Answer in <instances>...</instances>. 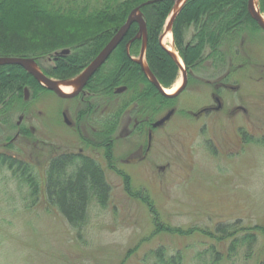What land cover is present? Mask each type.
<instances>
[{"label": "rangeland", "instance_id": "374dc122", "mask_svg": "<svg viewBox=\"0 0 264 264\" xmlns=\"http://www.w3.org/2000/svg\"><path fill=\"white\" fill-rule=\"evenodd\" d=\"M173 44L177 51L174 37ZM247 44L252 53L248 66L239 68L227 81L229 88L218 91L214 85L221 80L191 77L177 51L188 84L175 97V105L155 121L171 110L173 116L156 128L150 153L144 158L136 152L140 147L146 150L147 136L132 135L131 127H121L110 147L115 167L106 163L104 149L95 146L99 142L92 135L96 127L92 119H87L79 132L65 122L62 111H68L72 121L77 118L74 100L60 99L49 90L32 102L23 126L32 130L34 137L18 140L16 153L20 151L41 177L51 155L83 148L87 154L101 156L112 197L105 208L91 205L89 222L78 235L43 193L38 204L28 207L24 201L28 191L19 189L9 172H0V264H154L150 254L161 246L168 256L180 251L183 264H214L210 254L196 258L212 244L226 254L218 264H232L227 259L229 240L218 242L201 231L211 233L219 223L238 219L251 228H264V32ZM133 60L148 65L140 54ZM53 64L51 59L43 60L46 69L54 70ZM86 68L66 80L77 83ZM179 69L169 88L174 93L183 83V70ZM214 94L220 98L218 102ZM204 107L215 111L195 116ZM19 117L16 115L14 122ZM128 131H132L130 135ZM132 156L135 159L128 164ZM118 171L128 173L133 192L127 190ZM136 194L149 198L157 213L152 214ZM155 215L162 223L160 229ZM258 246L264 248L262 232ZM258 258L246 261L239 255L236 264H257Z\"/></svg>", "mask_w": 264, "mask_h": 264}, {"label": "trees", "instance_id": "16d2710c", "mask_svg": "<svg viewBox=\"0 0 264 264\" xmlns=\"http://www.w3.org/2000/svg\"><path fill=\"white\" fill-rule=\"evenodd\" d=\"M248 1L187 0L174 21L172 32L175 47L191 77L206 76L212 81L222 74L219 80L226 75L229 81L239 68L248 66L252 53L247 50V43L264 32L250 16ZM174 5V0H0V57L32 58L49 77L73 78L92 62L132 11L141 7L148 31V66L159 83L169 89L180 69L161 44L160 37ZM259 8L264 14V0H259ZM138 33V24H133L109 59L112 66L107 79L97 80L99 87L94 88L100 96L109 99L111 114L103 117L97 125L100 129L92 135L113 167L110 143L116 142L120 128L126 125L132 128V135L136 134L142 126H149L175 105V98L161 94L133 60L142 48ZM67 49L68 55L56 54ZM46 59L53 61L54 70L43 66ZM119 86L127 87L122 95L114 93ZM49 92L21 66L0 65V172H9L19 189L28 191L24 195L28 207L38 204L43 193L48 204L80 235L89 222L91 205L105 208L112 197V187L102 165L90 156L57 153L48 159L41 177L20 151L16 153V143L12 142L17 131L21 138L34 137L23 122L20 127L16 126L14 118L27 114L31 103ZM136 123L141 127L134 130ZM244 137L247 139L245 134ZM82 140L90 144V140ZM118 173L123 174L127 190L133 192L130 177L124 171ZM142 200L152 214L157 213L149 198L142 197ZM158 216L154 217L160 229L162 223ZM201 232L218 242L229 240L227 259L232 264H236L239 255L246 261L259 255L257 264H264V248L258 246L259 233L264 234V228H251L238 219L219 223L211 233L205 229ZM207 254L212 256L214 264L226 257L212 244L196 258H205ZM150 255L154 264H183L184 259L180 251L168 256L163 246Z\"/></svg>", "mask_w": 264, "mask_h": 264}, {"label": "water", "instance_id": "95a60500", "mask_svg": "<svg viewBox=\"0 0 264 264\" xmlns=\"http://www.w3.org/2000/svg\"><path fill=\"white\" fill-rule=\"evenodd\" d=\"M258 1V0H257ZM155 2V1H154ZM175 6L174 8L181 2V0H174ZM187 0L184 2V4ZM175 13L172 21H171V29L173 27L174 21L177 15L180 13L182 7ZM248 11L250 16L257 22L261 29L264 30V20L262 17V13L260 12L259 7L256 6L255 0L248 1ZM133 24H138L139 33L137 35L138 39H142V48L140 55L142 59L146 57V49L148 42V31L146 21L144 19L143 13L141 11V7H137L132 13L129 15L127 21L118 29V31L113 35L111 40L107 43V45L102 49V51L98 54V56L87 66L81 76L78 78V82L76 83V89L72 93H65L59 88V83L71 82L69 80L65 81H57L46 76L38 67L37 63L32 58H16V57H0V65H18L24 68L30 75H32L41 85H43L48 90L54 92L58 97L63 99H70L76 97L90 80V78L98 71V69L105 63V61L111 56V54L116 50V48L121 44L126 35L128 34L131 26ZM162 40V35L160 37V41ZM162 44V41H161ZM163 45V44H162ZM163 47L170 53L173 57L172 53L163 45ZM69 50H63L57 55H67L69 54ZM177 65L183 70L181 63L178 60H175ZM142 67L143 71L152 82V84L159 90V92L168 97L175 98L179 96L187 87L188 84V75L187 71L183 70V83L179 87V89L173 93H167V90L159 83L157 78L154 76L149 66L145 65L144 62L136 61ZM73 82V81H72ZM126 90V87H121L117 90L118 93H122ZM26 98L29 97V91L26 90ZM174 114V110L169 111L165 116H163L160 120L156 121L153 125V128H158L166 124L167 121L171 119ZM23 120V117H20V122Z\"/></svg>", "mask_w": 264, "mask_h": 264}, {"label": "flooded vegetation", "instance_id": "af4514ba", "mask_svg": "<svg viewBox=\"0 0 264 264\" xmlns=\"http://www.w3.org/2000/svg\"><path fill=\"white\" fill-rule=\"evenodd\" d=\"M110 57L98 69V71L90 78V80L84 86L83 90L76 97L70 98V99L60 98V99H63V100H74V102H75V108L77 110V118H76V120L72 121L71 119H69L68 116H67L68 111H66V110L65 111H62V116L65 118V122L67 123V125L75 128L78 132L81 130L82 125L85 123V121L87 119L88 120L89 119H92L93 124L96 126L94 128V132H98L97 125L100 124V122L102 121V118L105 117V116H109V114H111V109L109 107V99L100 96L101 93L98 92L97 90H94V88L97 89V87H99V82L97 80H99V79L106 80L107 77H108L109 71H110L111 66H112L111 65L112 64V61L109 60ZM220 80L221 81L219 83H217V84L214 85L215 91H218V90H220L222 88H229V85L230 84H228V82L226 80V75L223 76L222 79H220ZM207 83L208 84H211V81H208ZM91 84H92V86L89 88V85H91ZM121 87H125V86L116 87L115 90H114V93L115 94H118V95H122L127 90V87H126V90L124 92L118 93L117 90L119 88H121ZM92 90H94L95 92L92 91ZM214 96H215L214 97L215 100L218 102L220 100V98L218 97V95L216 96V94H214ZM76 102H77V104H76ZM212 111H215L214 107H204L200 111H198L195 114V116H202V115H205V114L207 115L208 113H211ZM21 117H24V115H21ZM23 120L21 122H20V120L17 121L16 122V126L20 127L21 124H22V122H23ZM155 122H152L149 126H145V127L144 126L141 127L138 123H136L135 125H133L134 130L139 129L140 127L142 128L141 131H137L136 132V136H138V135L139 136L140 135L143 136V134H144V136H147V139H148V143H147V146H146V150H144L143 147H140L139 150L136 152L139 155V157H141V158H144L146 154L148 155L150 153V150H151L150 149V143L154 139V132L156 130V128H153V125H154ZM122 127H125V129H128V126H126V125L125 126H122ZM30 132H33V131L30 130ZM128 132H129L128 134L130 135V132H132V131H128ZM15 137H16L15 138L16 140L12 141L14 144L18 140L21 139V133H20V131H17L16 132ZM110 144H112V143H110ZM110 144H107V145H110ZM97 146H98V144H97ZM98 147L103 149V147L100 144H99ZM111 151H112V149H111ZM71 153L81 154V155H84V156H90V157L94 158L95 160H97L102 165V167H103V162L101 160H99V159H101V156H93L91 154H87L86 152H84V149L83 148H81L77 152H71ZM111 156L113 157V153H112ZM104 158L106 160V163L109 162L108 161L109 159L106 158L105 153H104ZM134 159H135V157L128 159L127 160V163L128 164L131 163L132 161H134ZM46 165H47V163H46ZM126 174H128V173H126Z\"/></svg>", "mask_w": 264, "mask_h": 264}, {"label": "bare ground", "instance_id": "6f19581e", "mask_svg": "<svg viewBox=\"0 0 264 264\" xmlns=\"http://www.w3.org/2000/svg\"><path fill=\"white\" fill-rule=\"evenodd\" d=\"M186 0H181V2L174 8L172 11L170 17L168 18V21L166 23L165 31L162 35V44L172 53V55L183 65V61L178 55L177 51L174 48L173 44V33L171 29V21L175 15V13L181 8V6L184 4ZM256 1V6L258 7V1ZM263 20H264V14H262ZM59 88L65 92V93H72L77 87L76 83L74 82H66V83H59ZM167 93L173 94L174 89H167Z\"/></svg>", "mask_w": 264, "mask_h": 264}]
</instances>
